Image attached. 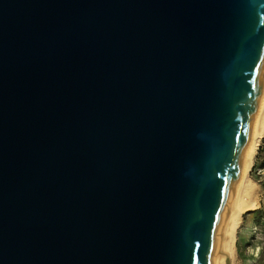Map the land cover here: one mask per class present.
<instances>
[{"label":"water","instance_id":"1","mask_svg":"<svg viewBox=\"0 0 264 264\" xmlns=\"http://www.w3.org/2000/svg\"><path fill=\"white\" fill-rule=\"evenodd\" d=\"M264 87V0H0V264H216Z\"/></svg>","mask_w":264,"mask_h":264},{"label":"bare ground","instance_id":"2","mask_svg":"<svg viewBox=\"0 0 264 264\" xmlns=\"http://www.w3.org/2000/svg\"><path fill=\"white\" fill-rule=\"evenodd\" d=\"M251 128V137L247 152L242 160L237 184L232 196V203L227 213L223 229V237L216 264H236L237 230L243 220V213L258 205V183L252 178V171L259 147L264 139V87L261 93V102L255 112Z\"/></svg>","mask_w":264,"mask_h":264},{"label":"rangeland","instance_id":"3","mask_svg":"<svg viewBox=\"0 0 264 264\" xmlns=\"http://www.w3.org/2000/svg\"><path fill=\"white\" fill-rule=\"evenodd\" d=\"M252 178L258 183V205L246 210L237 230L236 264H264V139L259 147Z\"/></svg>","mask_w":264,"mask_h":264}]
</instances>
